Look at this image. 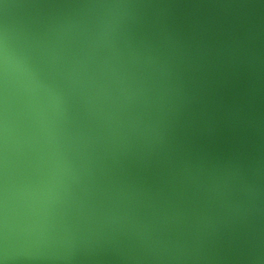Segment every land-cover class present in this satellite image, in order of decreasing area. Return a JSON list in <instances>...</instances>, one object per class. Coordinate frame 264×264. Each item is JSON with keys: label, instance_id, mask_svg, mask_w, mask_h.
Returning <instances> with one entry per match:
<instances>
[{"label": "water", "instance_id": "obj_1", "mask_svg": "<svg viewBox=\"0 0 264 264\" xmlns=\"http://www.w3.org/2000/svg\"><path fill=\"white\" fill-rule=\"evenodd\" d=\"M0 264H264V0H0Z\"/></svg>", "mask_w": 264, "mask_h": 264}]
</instances>
